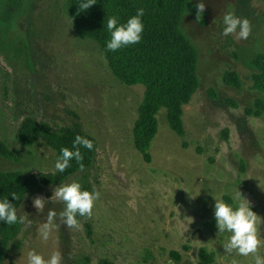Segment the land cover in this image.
<instances>
[{
    "label": "rangeland",
    "instance_id": "rangeland-1",
    "mask_svg": "<svg viewBox=\"0 0 264 264\" xmlns=\"http://www.w3.org/2000/svg\"><path fill=\"white\" fill-rule=\"evenodd\" d=\"M66 1L0 0V141L17 158L0 156V172L19 170L36 180L58 174L55 153L43 141L25 147L15 140L27 116L51 125L79 123L95 141V156L72 176L37 181L19 208L31 225L22 224L2 264H27L33 250L45 259L59 250L62 264H197L200 247L213 254V264H254L251 255L224 250L231 234L218 232L214 204L222 199L237 205L239 191L264 221V114L244 113L262 96L252 88L251 60L264 53V0H202L198 18L200 0H192L180 27L198 51L199 86L183 105V136L170 129L165 109L157 113L150 163L134 148L132 135L144 87L121 83L98 45L78 38ZM227 12L250 20L246 40L222 35ZM226 71L237 73L240 88L223 83ZM74 180L82 190L101 193L93 214L77 215L79 228L61 225L44 242L39 228L48 210L65 207L51 199L53 191ZM37 196L48 201L43 211L33 206ZM258 255L264 257V245Z\"/></svg>",
    "mask_w": 264,
    "mask_h": 264
},
{
    "label": "trees",
    "instance_id": "trees-1",
    "mask_svg": "<svg viewBox=\"0 0 264 264\" xmlns=\"http://www.w3.org/2000/svg\"><path fill=\"white\" fill-rule=\"evenodd\" d=\"M86 0H67L65 7L74 22L75 33L80 39L94 41L111 73L121 83L144 87L138 116L133 124L132 135L134 148L140 153L142 160L150 163V145L157 133L158 122L156 115L160 109H165L166 119L170 129L179 136L184 135L182 122L183 105L189 102L199 86L196 75L198 51L183 33L180 22L189 10L192 0H95V4L81 11L79 5ZM144 9L141 17L144 31L139 43L122 47L112 52L106 44L110 39L107 29V19L118 17L119 23L136 14L138 8ZM256 69L251 76L252 88L262 96L255 99L253 107L244 109L247 116L258 117L264 114V53H258L251 60ZM223 83L227 86L240 88L241 79L237 73L226 71ZM212 98L216 94L210 90ZM226 103L234 105L230 100ZM76 135L93 142V149L80 146L83 155L84 169L89 168L95 156V141L83 134L79 123L72 126L51 125L47 121L35 117H25L15 132V140L22 146L31 147L37 141H43L51 148L55 157L61 155L60 149H72ZM0 156L8 160H17L12 150L0 141ZM81 171L75 159L70 161V167L57 175L41 174L38 179L26 176L21 171L0 172V199L7 197L19 215V208L27 193L37 184H51ZM16 193L19 197L14 200L11 196ZM22 227L21 223L7 225L0 221V264L6 257L8 244L16 237ZM174 260H180L177 251H171ZM197 264H213V254L206 248L197 251ZM99 264H114L103 259Z\"/></svg>",
    "mask_w": 264,
    "mask_h": 264
},
{
    "label": "clouds",
    "instance_id": "clouds-1",
    "mask_svg": "<svg viewBox=\"0 0 264 264\" xmlns=\"http://www.w3.org/2000/svg\"><path fill=\"white\" fill-rule=\"evenodd\" d=\"M95 3V0H86L79 5V9L86 10ZM196 10L198 18L205 10L202 0L196 4ZM143 15L144 9L141 7L136 10L134 16L127 19L126 23H119L116 16L109 17L107 29L110 32V39L106 44L107 50L115 52L122 47L139 43L144 31L141 19ZM223 23L225 27L222 35L225 37L235 34L236 39L246 40L252 33L250 20L236 16L233 12H227L223 16ZM80 146L92 150L93 142L76 135L72 149L68 147L60 149L61 155L55 162V169L58 172H64L70 167V161L73 159L77 162L80 170H84ZM100 195L99 191L82 190L81 184L75 180L60 184L54 189L51 199L54 197L65 207L59 213L52 209L48 210L46 220L39 228L41 239L47 242L52 231L58 230L61 225H65L67 228H79L77 215L91 217L95 202L100 198ZM11 196L14 200L19 198L16 193H12ZM236 199L240 202L235 206L222 199H215L214 218L218 232L231 234L227 244L224 245V250L228 253L236 252L245 257L251 255L254 257V264H264V257L258 255L259 248L264 245V237L261 233V224L264 221L251 210L250 203L242 197L239 191H237ZM46 202L48 201L41 196L35 197L32 201L36 210L40 211H43ZM0 221L6 222L7 225H14L18 222L23 224L27 221L28 225H31L27 213L18 218L15 206L9 202L7 197L0 199ZM62 261L63 255L59 250L54 251L48 259L34 250L28 252L27 264H62ZM233 264H237V262L233 261Z\"/></svg>",
    "mask_w": 264,
    "mask_h": 264
}]
</instances>
